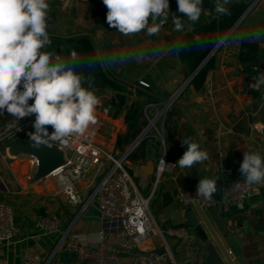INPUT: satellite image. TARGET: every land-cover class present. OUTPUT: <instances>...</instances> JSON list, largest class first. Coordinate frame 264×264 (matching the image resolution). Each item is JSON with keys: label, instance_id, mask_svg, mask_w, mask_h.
I'll return each mask as SVG.
<instances>
[{"label": "crops", "instance_id": "crops-1", "mask_svg": "<svg viewBox=\"0 0 264 264\" xmlns=\"http://www.w3.org/2000/svg\"><path fill=\"white\" fill-rule=\"evenodd\" d=\"M214 4L215 0H204V12L200 19L217 14ZM50 8L54 21L48 28L50 43H53L49 52L53 57H65L69 50L67 44L56 40L58 37L87 33L92 37L102 63L113 54L133 56L143 53L144 59L140 61L132 59L110 68L103 65L107 72L119 76L127 86L126 104L138 97H145L138 85L141 80L148 86L150 98L146 103L155 102L158 107H162L178 91L159 119V136L149 134L144 145L136 151L138 157L134 160L128 158L126 163L144 195L151 194L155 189L150 209L157 221L160 224H187L185 212L189 207L195 208V204H181L178 191L194 186L202 178L215 177L217 191L213 197L219 206V215L225 218L228 233L239 241L249 264H264V189L241 203L227 202L224 197L228 182L240 171L244 152L254 150L264 155V100H261L264 87L259 91L253 87L254 77L264 70L256 67L246 70L247 66L238 58L240 45L230 43L238 36L250 37L258 30L264 31L261 27L264 24V0H259L244 17L240 27L224 40L229 43L222 46L214 67L209 68L204 85L198 89L191 80L184 84L189 73L177 54L165 53V49L177 44L182 33L193 27L178 11L176 0H169V20L156 36L148 35L146 29L140 35L129 37L116 32L107 24V8L102 0H50ZM171 13L184 21L182 31L174 30ZM219 38L209 35L208 47ZM257 43L258 53L264 59V39ZM207 50L205 58L209 56ZM252 70L259 72L254 74ZM103 90H110V96H98L100 103L97 109L110 103L115 92L111 88H104L95 90V93ZM151 111L156 110L152 108ZM116 112L121 133L126 128L125 108ZM9 123H14L16 127L9 129ZM23 123L24 119L17 122L6 111L0 115V198L11 205L17 227L13 239L0 240V264H24L22 257L27 251L37 252L41 258L40 264H79L77 251L67 249L64 242L58 244L59 237L68 229L69 235L80 243L88 246L99 243L104 222L96 207V200H91L87 205L84 203L108 169L110 161L104 159L100 166L90 165L84 176L78 179L69 169L64 171L63 175L73 183L80 195L78 202L71 201L59 175L38 177V165L33 163L31 155L17 148L21 141L28 138L29 129L17 131ZM115 128L118 126L115 125ZM188 137L209 153V159L191 168H180L176 162L186 150L182 140ZM107 146L115 153L122 149L112 141ZM164 154L175 164V168L170 176L155 186L156 165ZM148 160L154 163L152 173L145 171ZM48 211H54L61 217L58 230L53 232L44 231L39 224L40 216ZM195 211L209 233L203 219ZM209 220L219 233L210 217ZM187 225L188 237H167L177 264H216L194 229ZM153 247L159 250L166 248L160 237L149 239L131 250L122 251L121 263L139 264L140 252ZM219 252L223 262L229 264ZM232 259L235 261L233 255Z\"/></svg>", "mask_w": 264, "mask_h": 264}, {"label": "clouds", "instance_id": "clouds-1", "mask_svg": "<svg viewBox=\"0 0 264 264\" xmlns=\"http://www.w3.org/2000/svg\"><path fill=\"white\" fill-rule=\"evenodd\" d=\"M107 8V24L119 34L129 37L142 30L150 36L158 35L169 20V0H102ZM178 11L191 24L197 23L204 12V0H176ZM232 0H215L214 9L219 16L230 15ZM49 0H0V115L6 111L15 121L34 115L29 133L33 146L51 147L64 144L69 137L85 134L97 123L100 103L95 90L86 86L87 78L78 72L82 58L72 52L67 60L45 49L50 44L48 14ZM172 14V13H171ZM175 31H182L185 23L172 14ZM264 39V31L250 37L238 36L230 43ZM228 41L218 40L221 46ZM185 43H177L165 53L180 54L189 51ZM144 59L143 53L133 56L113 54L104 59L105 67L123 64L129 60ZM92 66V62H89ZM255 90L264 87V72L254 77ZM264 100V95L261 96ZM32 101V103H29ZM53 130L51 133L48 127ZM9 129L16 127L9 123ZM18 129L17 131H19ZM186 148L176 162L180 168H191L209 159V153L191 137L182 140ZM163 163L164 160H162ZM166 164V163H165ZM240 172L249 185L264 183V155L245 151ZM217 191L215 177L202 178L196 195L210 199Z\"/></svg>", "mask_w": 264, "mask_h": 264}, {"label": "built area", "instance_id": "built-area-1", "mask_svg": "<svg viewBox=\"0 0 264 264\" xmlns=\"http://www.w3.org/2000/svg\"><path fill=\"white\" fill-rule=\"evenodd\" d=\"M53 21L54 14L50 8L48 24ZM140 82L147 85L143 80ZM171 103L170 99L165 101L162 107H158L155 102L145 103L144 114L148 116L147 111L155 108L154 116L148 117L149 121L139 132V134L142 133L136 141L135 137L116 153L114 149L107 146L109 141L116 143L120 132L118 114L112 103H105L97 109V123L91 126L85 134L69 137L64 144H53L58 150L63 151L64 163L47 175H59L64 183L65 193L74 202L79 201L80 195L73 183L67 181L63 175L64 171L69 169L73 177L78 179L84 176L90 165L100 166L104 159L110 161L108 169L84 203L87 205L91 200H96V207L104 222L99 243L91 246L80 243L74 236L69 235L68 229L63 231L59 237L58 244L64 242L67 249L77 251L79 264H122L120 260L122 251L131 250L146 240H153L156 237L161 238L166 248L164 250H159L157 247L143 249L138 256L139 264H177L167 237L186 238L189 236V226L187 224H160L150 209L155 189L151 194L144 195L134 182L126 164L131 152L148 136V129L155 127L159 131L157 121ZM23 119L24 123L17 128V130L20 129L18 132L30 129L35 116ZM115 125L118 126L117 129ZM52 130L49 126V133ZM30 155L33 163L38 165V157ZM174 168L175 164L167 159L166 154L161 156L156 165L155 186L170 176ZM243 179L241 172L237 171L228 182L224 190L227 202L241 203L264 189V183L249 186ZM197 185L198 183L178 191V200L181 204L189 206L198 203L201 206H207L216 203L213 196L205 199L196 195ZM60 223L61 217L54 211H48L39 219L41 228L47 232L58 230ZM16 234L14 211L9 203L0 198V240L13 239ZM22 259L24 264H40L41 261L40 255L35 251L25 252Z\"/></svg>", "mask_w": 264, "mask_h": 264}, {"label": "trees", "instance_id": "trees-1", "mask_svg": "<svg viewBox=\"0 0 264 264\" xmlns=\"http://www.w3.org/2000/svg\"><path fill=\"white\" fill-rule=\"evenodd\" d=\"M251 1L253 0H232V3L228 5L231 12L230 15L219 16L218 14H214L205 19H200L197 23L193 24V27L190 30L181 34L177 43L182 42L187 44L190 50L180 52L177 57L184 63L189 74L192 73L205 59L209 35H214L220 38L223 37L246 10ZM242 21L233 29V31L240 27ZM261 27L264 29V24L261 25ZM56 40L64 42L69 46L68 52L64 55L65 57H60L62 60H67L72 52H76L82 58L83 62L78 66L77 70L87 78L86 86H91L94 90L111 88L115 91L110 98V103L116 107L117 111L125 108L124 119L126 128L119 133L116 140V145L123 148L137 137L144 124H146L144 105L147 99L150 98L147 92L148 86L139 83V89L142 90L141 94L145 97H138L126 104L127 86L122 83L119 76L106 71L102 60L99 57L98 49L89 34L81 33L70 36H61ZM52 48L53 43L51 42L46 51H49ZM258 50L259 47L257 41L242 42L238 51V58L242 62L252 59L258 54ZM89 62H92L91 67L89 66ZM245 69L248 70L249 67H245ZM209 70L208 67L203 66L192 77L191 83L195 88L198 89L204 85ZM253 93L256 94V91L253 90ZM29 103H32V101H29ZM145 140L146 138L143 139L131 152L129 156L130 159L134 160L138 157L136 151L140 146L144 145Z\"/></svg>", "mask_w": 264, "mask_h": 264}, {"label": "water", "instance_id": "water-1", "mask_svg": "<svg viewBox=\"0 0 264 264\" xmlns=\"http://www.w3.org/2000/svg\"><path fill=\"white\" fill-rule=\"evenodd\" d=\"M258 1L259 0H253L250 2L246 10L237 19V21L234 23L231 29L222 37L221 41L227 39V37L233 31V29L242 21V19L249 13V11L255 6V4ZM219 46L220 44H217L214 47V49L210 52V54H213V52ZM215 59H216L215 56H213L209 61L204 59L200 63V65L192 73L188 75L184 84L188 83L192 79V77L203 66H206L208 68L214 67ZM243 64L247 67H256L264 70V59L263 56L259 53L254 58L244 61ZM177 93L178 91H176L172 95L170 100H173L177 95ZM33 131L34 128L31 127L28 132V138L24 141H21L17 145V148L38 157L39 163H38L37 176L42 177L49 174L52 170H54L55 168L59 167L64 163V154L63 151L58 150L53 145L51 147H47V146H41L40 148L34 147L33 142L31 141L29 136V133ZM141 133L135 138V141L140 137ZM145 166H146L145 171L147 173H152L153 169L155 168L154 163L151 160H148ZM195 209L203 219L204 224L206 225L209 233L205 231L203 225L200 223ZM209 217L215 223L216 227L219 229L220 231L219 233L212 226ZM185 219L187 224H189L194 229L196 234L202 240V242L205 245V248L209 251L211 257L213 258L216 264H225L222 260L219 251H221V253L224 255L225 259L229 264H236V263L249 264L243 254L242 247L239 241L236 239L235 236L230 235L228 233L225 225V218L219 215V206L217 204L214 203L207 206H201L198 203H196L195 208L189 207L186 210ZM231 254L235 257V261L232 259Z\"/></svg>", "mask_w": 264, "mask_h": 264}, {"label": "rangeland", "instance_id": "rangeland-1", "mask_svg": "<svg viewBox=\"0 0 264 264\" xmlns=\"http://www.w3.org/2000/svg\"><path fill=\"white\" fill-rule=\"evenodd\" d=\"M218 40H222V37L221 38H219V39H216L215 41H214V43H212L209 47H208V50H207V54L209 55L208 57H207V60L209 61V60H211V58L213 57V56H215V58H217V56H218V54H220L221 53V48H222V46L220 45L214 52H213V54H210V52L214 49V47L217 45V41ZM259 72V70H252V73H258ZM96 95L97 96H100L101 98L102 97H109L110 96V90L108 91V90H103V91H100V92H97L96 93ZM99 98V97H98ZM165 113V112H164ZM154 114H155V112H153V111H151L150 109L147 111V115L148 116H146L145 115V121H146V124H147V122L149 121V119H148V117H153L154 116ZM146 124H144V126L146 125ZM157 127L159 128V125H160V120H158L157 121ZM149 134H156V135H158V131H157V129L155 128V127H152V128H150V129H148V135ZM159 136V135H158ZM4 200V199H3ZM6 201V200H5ZM7 202V201H6ZM8 203V202H7Z\"/></svg>", "mask_w": 264, "mask_h": 264}]
</instances>
